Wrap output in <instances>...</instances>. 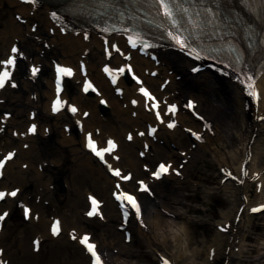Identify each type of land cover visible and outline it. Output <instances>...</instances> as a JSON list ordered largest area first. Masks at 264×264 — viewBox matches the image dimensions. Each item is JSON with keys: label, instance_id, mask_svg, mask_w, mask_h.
Here are the masks:
<instances>
[{"label": "bare ground", "instance_id": "6f19581e", "mask_svg": "<svg viewBox=\"0 0 264 264\" xmlns=\"http://www.w3.org/2000/svg\"><path fill=\"white\" fill-rule=\"evenodd\" d=\"M32 26L35 27L34 32L30 31ZM105 42L93 33L89 34L87 39H85L84 34L62 33L51 22L47 4L34 7L19 4L13 0H0V61L9 52L12 44H17L19 52L22 53L19 55L18 63L15 66L12 81L8 83L7 87L0 89V151L4 149H15L16 151L15 156L4 166L3 176L0 178V187L6 188L12 184L19 188L16 197L7 198L0 203V211L7 210L9 213L3 221L6 228L4 232H0V261L3 264L7 262L9 255L15 254L13 250L17 248V244L20 247L26 246L24 255H27V258H37L36 253L29 252L27 249V234L39 238L42 243L41 246L43 248L48 247L47 253L50 257L63 254L67 250L72 253V259L69 260L70 264H88L89 258L78 244L77 239L75 241L70 240L71 235L75 234L78 237L80 233L88 232L85 229L92 226L89 222L90 219L80 210L85 204L87 205L86 195L92 194V192H87L85 199H83L82 191L79 189L80 184H87L89 189L98 193L102 200L104 218L108 222L116 220L117 214L107 196L112 188V182L116 178L109 175L108 165L98 163L84 150L85 131L94 132L100 141L108 137L118 140L117 153L120 158L116 161L109 160L111 165L115 164L122 169L127 168L129 171H133L135 177L148 174L141 169L142 165L151 162L149 159L151 152L156 153L159 147L153 138L139 137L136 132L142 128L144 123L154 121V114L150 110H145L144 99L135 95V85H126L121 80L119 84L122 85V93L115 95L114 87L102 77L100 66L103 63L109 60L122 62L123 59L116 51L112 50L110 57L107 58L103 50ZM114 43L121 46L122 42L118 37L109 38L108 46ZM158 55L159 63L157 66L149 58L137 56L135 53L131 55V61L136 71L144 75L145 81L160 97L183 100V102L186 98L197 97L196 109L207 120L212 134L215 135L210 138L208 128L205 129L203 135L205 141L208 140V144L202 146L204 147L202 152L216 155L215 159L216 162L220 163V167H230V163L235 161V154H237L234 153L229 156L226 155V152L221 153L220 148L222 146H220L219 141L224 136L228 137L229 134L236 135L237 133L240 142L243 134L254 132L256 133L254 146L256 147V142L260 140L264 142V119L258 120L259 116L264 118V77L257 82L260 97L256 106L249 103L244 89L230 78L220 76L212 71L197 74L195 78H192L189 69L194 64L187 58L170 50L160 51ZM54 61L74 64L76 68L80 61L85 62L89 75L97 83L98 95L88 96L80 93V86H77L76 83L77 76L69 80L63 97L78 105L79 110L74 115H68L64 112L56 115L49 113V102L53 92L51 64ZM31 64L39 69L35 76L30 73L29 66ZM24 66H27V71ZM145 68L149 70L158 69L159 72L155 78H152L149 74H145ZM160 71L163 73L161 74ZM169 72L170 74H168ZM176 75L181 78L176 80ZM166 77H170L171 81L160 89L159 84ZM12 82L16 84V87L11 86ZM133 96L138 99L136 106L129 104ZM98 98L107 99L109 112L105 116H100L97 112ZM84 109H87L89 114L82 118L81 112ZM30 112L35 113V120L38 122V132L35 135L26 133ZM176 118L181 124L180 127H175L173 130L161 127L156 133V139L163 140L164 148L174 144L180 149L178 153H170L167 161H171L175 166L183 163L181 173L185 175L191 164L195 162L197 157H200L201 147L199 145L195 148L184 146L186 141L193 143V140L182 131V127L197 125L198 130L201 131L204 122H199L183 108L178 110ZM79 121L82 123L81 127L78 126ZM178 129L180 131H177ZM128 131L134 132L130 143L124 141ZM179 135L182 136V139L179 138ZM144 141L150 144L145 156L143 158L134 156L133 150L135 148L141 149ZM183 150L185 152L182 154ZM242 150H250L249 140L243 144ZM243 159H241L237 169L232 170L237 175V181L243 182L234 185L237 181H233L234 189L242 197L237 199L238 206L232 219L229 220L228 215L223 217L222 225L228 228L224 243L230 247L237 246L235 240L238 236L247 241L254 238V232L247 231L244 233L245 230L241 223L246 217L255 216L249 213V209L251 206L261 203L251 204L249 199H245L246 185L249 183L253 170H246L244 175L241 173ZM140 162L142 163L141 167L139 166ZM5 176L6 178L3 180ZM169 176L175 178V184L169 185L167 183L166 179ZM169 176L163 177L158 182L150 180L153 195L149 196L144 193L140 195L143 205L141 221L136 222L134 219H130L125 227L143 242H151L157 248L159 243L153 241V234L150 236V233L153 232L150 230L149 218L159 217L161 210H167L177 217L183 216V213L174 207L182 203L177 194L179 188L177 182L181 181V176L179 178L172 174ZM226 181L230 180L227 179ZM57 182H61L67 187L66 193L57 192L55 186ZM128 184H131V180L126 183V185ZM225 184L228 185L229 183ZM73 192H77L75 196H72ZM30 199H34V205L28 221L24 224L17 223V226L12 225L9 228L7 220L15 217L18 203L25 205ZM39 202L47 203L45 205L46 216L41 215ZM240 205L244 208L238 222L235 223V215ZM186 210L199 211V208L188 204ZM263 213L260 212L256 215ZM50 215L53 218L60 217L61 219V231L56 237L51 236L48 231L49 222L46 223V217ZM118 216L119 221L115 227L113 239H107L109 233H112L110 225L106 229H101L104 234L100 237L99 248L106 259L105 264H112L113 252L124 256L131 253L128 245L133 236L131 234L128 243L125 241L123 230L118 229L121 221L119 212ZM159 218L163 223L161 217ZM140 222H145L146 226H149L147 228L150 233L146 227H141ZM256 229H264V222L258 223ZM120 233L122 240H120ZM64 234L67 235L66 239L63 237ZM220 236L217 234L213 244L207 247V263L209 259L218 255L217 249H219L220 244H223ZM253 241L255 242L239 243L240 260L246 263L252 259L255 261L254 264H264V234H260ZM75 253L80 254V258L76 257ZM250 253L255 255L250 256ZM233 254L234 251L228 250V262L233 259Z\"/></svg>", "mask_w": 264, "mask_h": 264}, {"label": "rangeland", "instance_id": "374dc122", "mask_svg": "<svg viewBox=\"0 0 264 264\" xmlns=\"http://www.w3.org/2000/svg\"><path fill=\"white\" fill-rule=\"evenodd\" d=\"M238 127V126H237ZM235 132V131H234ZM237 134V133H236ZM246 140V136H243V141ZM221 142V143H220ZM239 139L237 136L230 134L228 137H223L219 144L222 146L221 152H226L227 155H231L233 151L239 147ZM262 143V144H261ZM254 147L255 155L252 160L253 167L256 170L261 172L262 177V188H256L252 182H249V185L246 186V195L252 203L257 202L258 200L264 199V142H256V147ZM201 158H197V161L193 163L190 168V171L187 173V181H182L178 188V198L182 203L174 206L179 209L182 213V217H174L165 213H160L162 221L166 220H174L178 224H184L190 229L191 241L189 243L190 249H195L193 256H184L180 255L179 251L173 252V244L171 241H168L167 246L159 243L154 237V229L152 224L150 225V230L153 233V241L155 243H159V247H155L151 244V242H143L140 238L136 236V234L132 233L133 239L128 245L131 249V253L128 256H124L117 252H114L112 257V264L115 261V264H158L157 254H168L170 257L175 258L176 264H207L206 262V251L207 247L210 244H213L214 239H216L217 228L216 224L222 222V218L225 215L232 216L235 211L238 203L237 199L239 195H237L236 190L233 185H220L219 184V163L216 162L214 155L207 153L202 154V150H200ZM237 157V156H236ZM156 158H164L163 155L157 156ZM239 157L235 160V166H238ZM87 181V179H86ZM169 182L171 184L174 183L173 179H170ZM58 189L60 188L57 185ZM81 191L86 192L88 189V185L80 184ZM87 189V190H86ZM92 191V190H91ZM65 192V189L60 190V193ZM95 192V191H93ZM75 196V194H72ZM195 206L199 208V211H187V205ZM42 210H44V203H40ZM173 207V206H172ZM173 207V208H174ZM153 219L152 217H150ZM149 218V219H150ZM22 218L20 211L16 217H13L11 220H8L9 228L12 225L20 224ZM118 222V217L113 222H105V221H90L92 227L93 236L95 239L100 242L101 235L104 234L102 228L108 227L110 225L112 227V233H109L107 239H113L115 237V225ZM244 223L242 224L244 233L247 231L254 232L253 239L250 241L245 240L244 243L250 242L254 243V239L260 236V234H264V229H256L258 223L264 222V214L261 216H250L244 219ZM247 229V230H246ZM8 230V229H7ZM148 233V232H147ZM221 234V233H220ZM27 241V249L30 252V242L31 238L29 234L26 236ZM222 243L225 242L226 235L221 234L220 237ZM120 240H122V234L120 233ZM237 246L234 247L233 259L230 262L226 255V245L220 244V248L218 250V255L215 257L211 264H254V260H250L248 262H241L240 254L237 248L239 247V243L242 242V239L238 237ZM17 243V242H16ZM17 248H14L15 254L9 255V261L12 264H70V259H72V253L65 250L63 254L55 255L54 257H50L47 253L48 247L42 248L39 252H37V258H27L24 254V250L26 251L24 245L21 247L16 245ZM13 253V252H12ZM20 253V254H17ZM76 257L80 258V254L75 253ZM250 256L255 255L254 253H250ZM11 256V257H10ZM177 259V260H176ZM70 260V261H69ZM227 262V263H226Z\"/></svg>", "mask_w": 264, "mask_h": 264}, {"label": "snow or ice", "instance_id": "6c2138e0", "mask_svg": "<svg viewBox=\"0 0 264 264\" xmlns=\"http://www.w3.org/2000/svg\"><path fill=\"white\" fill-rule=\"evenodd\" d=\"M28 2V0H26ZM101 2L106 6L110 7L113 10L118 11V6L116 4V0H101ZM131 2L138 4L140 7H144L145 5H150L152 7H155L157 10V13L163 17V21L167 23L170 28L172 29L171 32H169L170 38L181 48V49H187L191 48L193 44L196 43V35H199V38H216L219 39V24L217 21L221 19V13L219 11L220 4L218 0H131ZM257 2H259L262 7L260 8L261 16L264 18V0H241V3L249 6L254 7ZM208 3L215 4V9L209 8L206 5ZM162 9V12L160 11ZM149 11L151 9H148ZM120 15H124V13H119ZM51 16L53 18H59L57 16L56 12H52ZM128 19H132V17H128ZM105 32L109 31V29L105 28ZM115 31V29H113ZM184 33H187V35H184ZM88 36L85 35V39H87ZM128 42L132 48H137L138 46L148 49L150 45L148 43H143L141 39H134L133 35L129 34ZM225 41L227 40V37H223ZM113 49L116 52H119L120 49L116 47L115 45H112ZM223 51V48L220 49ZM11 56L5 60L0 61V65L4 66V70L0 71V89H3L6 84L11 80L12 72L8 70L9 68H14L16 65V60L18 55H22V53L19 52L17 47L11 48ZM191 54V53H189ZM229 55H234L236 57V60H241L240 56V49L236 47H231L229 50ZM196 59H203V57L197 55ZM230 65L233 67V70H235L236 67V61L231 60ZM243 70V69H242ZM32 74L35 76L37 72L39 71L38 68L33 67L32 68ZM104 71L108 73V75L111 77V81L113 84L117 83V76L113 75L111 70L108 67L104 68ZM125 68L119 69V74H123L125 72ZM128 71H131V69H128ZM56 93L57 98L54 101L53 104V111L58 112L63 107V102L60 99V93L62 91V81L65 77H72L73 76V69L71 67L56 66ZM256 73L249 74L245 72L244 74V80L239 79L238 75V81L242 84L245 83V81H248L249 83L245 84V87L247 89V94L251 97H253L254 100H258V94L255 90H253V86L251 81L257 78ZM139 83V81H138ZM12 87H16L15 83L11 84ZM95 91L93 85L91 82H86L85 86L83 88L84 92L89 91ZM139 91L141 94L146 98V104L151 101V108L155 111L156 117L158 120H160L161 123H163V118L160 115V102L156 99L155 96H153L147 89L140 88ZM133 104H136L137 101L133 100ZM188 107L191 109L194 107V104L192 102H189ZM72 113H76L78 109L75 106H70L68 109ZM177 112V105L173 104L167 108V113L175 114ZM84 115H88L87 113H84ZM264 119V118H262ZM175 122H169L167 124V127L173 128L175 127ZM37 130L36 125L33 124L28 131L31 133H35ZM156 128L152 127L149 130V134H154L156 132ZM140 135H144V133H140ZM197 139H200L199 136L196 137ZM129 140L132 139L131 135L128 137ZM107 147H98L96 142L92 139V134H89L87 137V147L91 152L94 153L95 156H97L102 162H105V155L111 154L115 151L117 148V144L112 141H107ZM13 156L12 153L8 154V157L5 160H0V169H3L6 160L11 159ZM115 159H119V157H114ZM109 170L112 172V174L122 179L123 181H129L132 179L130 175H122V172L119 168H112L111 165H108ZM170 170V166H167L163 163H161L158 167V170L153 173V176L157 179L161 178L163 174L168 173ZM229 178L232 179L233 177L231 174L229 175ZM140 191L148 192L149 186L144 181H139ZM116 189L118 191L114 192V197L121 202V207L124 209L123 215L125 218H128L130 213L127 210L130 208L134 211L135 216L139 219V217L142 214V204L138 201L136 195L131 194L129 192H120V184L118 183L116 185ZM6 195L11 197L17 196V191L13 190L10 193H5L4 191H0V200L5 199ZM90 202L93 205V208L87 213L89 217L95 216L99 214V202L94 198L90 197ZM261 207L252 208L251 211L253 213L261 212ZM9 215L8 212H3L0 214V222L4 221L5 218ZM30 215V209L25 208V218H28ZM60 222L57 220L52 227V234L53 235H59L60 234ZM222 231H227L228 228L222 227ZM72 239H77L75 235L72 236ZM79 243L84 245L87 252L90 254V257L92 258V264H102V255L103 253L98 252V246L95 243L90 242V237L87 234H84L81 238H79ZM0 264H3L2 261H0ZM161 264H167V261L163 258L161 261Z\"/></svg>", "mask_w": 264, "mask_h": 264}, {"label": "clouds", "instance_id": "9594fccd", "mask_svg": "<svg viewBox=\"0 0 264 264\" xmlns=\"http://www.w3.org/2000/svg\"><path fill=\"white\" fill-rule=\"evenodd\" d=\"M154 229L155 239L167 246L168 241L173 244V252L179 251L180 255L193 256L195 249L189 248L191 241L190 229L184 224H178L174 220H166L163 223L160 218L149 219Z\"/></svg>", "mask_w": 264, "mask_h": 264}]
</instances>
